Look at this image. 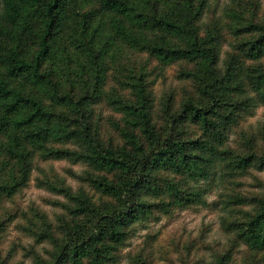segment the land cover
Instances as JSON below:
<instances>
[{"label":"trees","instance_id":"trees-1","mask_svg":"<svg viewBox=\"0 0 264 264\" xmlns=\"http://www.w3.org/2000/svg\"><path fill=\"white\" fill-rule=\"evenodd\" d=\"M212 1L0 0V264H121L140 229L211 205V264H264V13ZM33 181L52 216L18 201ZM12 227L33 243L6 248Z\"/></svg>","mask_w":264,"mask_h":264},{"label":"rangeland","instance_id":"rangeland-1","mask_svg":"<svg viewBox=\"0 0 264 264\" xmlns=\"http://www.w3.org/2000/svg\"><path fill=\"white\" fill-rule=\"evenodd\" d=\"M229 2L230 0H213L212 12H215L217 16H223V11ZM260 3L264 13V0H260ZM212 12L208 15H212ZM174 72V68H167L166 75L169 82L174 79ZM155 88L157 96H160L161 83L158 82ZM248 124L256 127L259 124H264V108L258 109ZM52 166L60 175L67 176L71 185L77 187V182L67 175V168L71 167L68 163L58 162ZM73 169L80 171L81 167L76 166ZM35 176H38V173ZM218 193V188L214 186L207 195L208 202H215ZM59 198L37 188L33 181L26 189L24 197L19 198L18 201L22 200L23 207L34 204L52 216L55 209L49 205L50 201ZM221 213L216 205H211L207 208L187 210L174 218L161 219L151 223L147 229H140L138 236L132 239L130 246L124 251L121 264H129L128 256L138 254L146 245L150 246L149 253L152 264H183L181 263L182 255L188 253H190L191 263L211 264L215 254L224 249L228 241L221 227ZM21 234L17 228L12 227L6 238V248L10 246V242L18 238L24 244L33 243ZM38 249L40 250L39 247ZM26 264H31V262L27 261Z\"/></svg>","mask_w":264,"mask_h":264}]
</instances>
